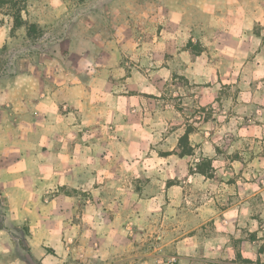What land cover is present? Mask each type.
<instances>
[{"label": "crops", "instance_id": "1", "mask_svg": "<svg viewBox=\"0 0 264 264\" xmlns=\"http://www.w3.org/2000/svg\"><path fill=\"white\" fill-rule=\"evenodd\" d=\"M80 1L23 0L22 19L36 29L32 34L26 26L15 30L27 39L40 33L42 39L14 50L13 64L0 71V264H264V187L244 180L245 163L216 159L217 148L231 153L237 146L224 145V130L212 133L202 119L187 134L190 153L178 145L181 128L168 135L165 146L151 150L146 138L151 129L140 108L130 114L131 101L145 98L111 95L110 76L120 72L115 58L124 47L116 34L83 35ZM88 2L101 8L99 0ZM123 2L108 0L105 7ZM184 2L160 9L187 20L190 8ZM177 8L181 16H175ZM7 38L0 18V49ZM134 81L128 77L126 84L135 89ZM99 131L116 139L107 150L112 161L99 155L106 151ZM234 133L236 139L260 134L253 125ZM196 157L210 160L217 179L187 171ZM84 159L91 163L86 175ZM86 189L90 197L84 205ZM105 202L147 227L157 218H174L181 233L165 234L157 224V240L146 244L138 232L132 240L127 237L131 227L119 230L110 222L100 228L107 235L99 243L82 242L83 213L96 215ZM74 217L79 220L73 224ZM22 225L30 232L26 249Z\"/></svg>", "mask_w": 264, "mask_h": 264}, {"label": "rangeland", "instance_id": "2", "mask_svg": "<svg viewBox=\"0 0 264 264\" xmlns=\"http://www.w3.org/2000/svg\"><path fill=\"white\" fill-rule=\"evenodd\" d=\"M123 1L118 7L106 8L108 0H99L98 5L101 8L95 9L89 6L90 3H86V0H81L83 20L80 30L88 38L96 32L106 36L116 34L117 44L124 47L121 56L115 58L120 72L110 76L113 81L111 95L127 99L145 98L135 105L131 101L130 114H134L133 110L137 107L140 108L141 118L147 120L148 129H151L146 134L147 144L153 146L151 150L165 146L168 135L181 128L184 135L178 145L183 152L190 153L186 135L197 128L196 123L203 119L209 122L212 133L224 130V145L237 146L232 148L231 153L220 152L217 148L216 159L223 163L234 159L245 163L246 166L242 169L245 173L244 180L258 182L259 189H262L264 0H178L182 3L187 1L189 4L187 20L181 17H176V20L170 12L165 15L160 9L163 7L161 5L166 3L170 6L175 0ZM2 2L0 0V18L8 38L0 49V71L5 73L15 60L14 50L22 49L33 41H41L42 38L39 33L27 39L20 33L22 31L12 30L15 10ZM181 13L180 8L179 11L177 8L174 14L181 16ZM128 77H134V85L137 84L135 89L126 84ZM202 97L206 98L205 103L201 101ZM240 101L241 106L238 105ZM115 107L121 108L123 104H117ZM252 125L258 128L259 137L249 134L236 139V129L249 131ZM85 132L87 135L91 134L90 130ZM99 135L103 138L99 143L106 149L99 155L106 161H112L114 155L107 150L116 144V139L105 131H99ZM225 137H228V140ZM171 143H177L175 137ZM115 151L114 160L117 161V148ZM161 154L162 152H159V155ZM150 155L152 154L148 153L147 157ZM192 160L194 166L187 170L189 173L201 172L207 177L217 179L218 174H214L216 170L211 169L210 160L201 161V158L197 157ZM88 161L89 159H84L82 162L84 175L90 173L86 168L91 164ZM252 162H255V165H250ZM214 186L216 191L219 185L214 183ZM194 189L195 192H202L198 187ZM82 194L85 205L90 197L89 191L83 190ZM110 204L105 202L103 209L99 208L96 215L83 213L82 225L78 229L81 231L82 242L99 243L107 235L100 228L110 222L119 230L131 227L133 234L129 232L127 237L132 240L135 237L134 232H138V239L146 244L157 240L154 237V227L157 224L158 229L163 226L165 234L170 232L178 236L181 233L173 222L174 218H157V223L151 222L147 227L146 222L142 225L136 217L128 218L116 214L115 209H108ZM75 219L77 222L79 220L74 217L73 224ZM262 226L264 229L263 224ZM21 227L20 241L26 249L24 241L30 232L26 225ZM149 228L151 231L145 233L144 230ZM260 240V250L264 251V231Z\"/></svg>", "mask_w": 264, "mask_h": 264}, {"label": "trees", "instance_id": "3", "mask_svg": "<svg viewBox=\"0 0 264 264\" xmlns=\"http://www.w3.org/2000/svg\"><path fill=\"white\" fill-rule=\"evenodd\" d=\"M2 1H3L2 3L10 5V7L15 10L12 30L26 26L28 28L29 34L31 32H35L36 26L32 24L29 25L22 19L21 12L24 8L23 1H20V0H2ZM186 139H187V135H186Z\"/></svg>", "mask_w": 264, "mask_h": 264}]
</instances>
